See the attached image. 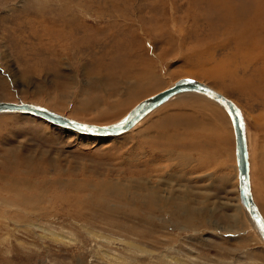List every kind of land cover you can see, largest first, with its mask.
<instances>
[{
    "label": "rangeland",
    "instance_id": "1",
    "mask_svg": "<svg viewBox=\"0 0 264 264\" xmlns=\"http://www.w3.org/2000/svg\"><path fill=\"white\" fill-rule=\"evenodd\" d=\"M254 4L264 16L259 0H0V101L107 126L194 79L241 111L264 205V88L244 73L264 68V40L238 37ZM191 96L111 138L0 115V264H264L237 190L230 115ZM140 187L164 200L137 207Z\"/></svg>",
    "mask_w": 264,
    "mask_h": 264
},
{
    "label": "water",
    "instance_id": "2",
    "mask_svg": "<svg viewBox=\"0 0 264 264\" xmlns=\"http://www.w3.org/2000/svg\"><path fill=\"white\" fill-rule=\"evenodd\" d=\"M187 91H196L215 101L221 103L229 112L235 130L236 151L239 168V190L240 196L244 199L245 205L252 215L256 226L264 235V219L260 214L257 205L254 202L249 186V169L246 148V138L244 133V125L239 108L230 99L222 94L212 90L208 85L201 84L192 79H181L173 87L162 91L141 103L135 112L128 115L122 121L108 126L86 125L69 119H65L56 114L50 113L37 106L26 103H12L0 101V113H24L28 115L38 116L50 123L62 127L65 130L75 131L81 134H87L96 137L117 136L133 128L140 120H142L153 109L165 103L171 97Z\"/></svg>",
    "mask_w": 264,
    "mask_h": 264
},
{
    "label": "bare ground",
    "instance_id": "3",
    "mask_svg": "<svg viewBox=\"0 0 264 264\" xmlns=\"http://www.w3.org/2000/svg\"><path fill=\"white\" fill-rule=\"evenodd\" d=\"M257 1V0H256ZM259 3H264V0H259ZM255 5L256 4H254V12H251V11H249L248 10V8H247V11H245V12H243L242 14H243V16L244 17H246V20H247V23L245 24V27L244 28H242V30H240L239 32H238V37H240V43L241 44H243V45H246V43H248L249 42V44H250V47H253V46H256V42H254V41H251V40H248L246 37H245V35L248 33V32H250V31H254V32H256V34H254V35H256V36H258L259 38H261L262 40H264V30L262 29V28H259V29H257V27L256 28H252V25L254 24V23H256V24H259V25H261V23L262 22H264V16L263 15H260L259 14V12H258V10L256 9V7H255ZM238 11V10H237ZM234 14H231L230 13V16L232 17V18H234V16H233ZM238 40V39H237ZM224 46V45H223ZM255 50H257V49H254V48H251V49H248L247 51H248V53H251L252 51L254 52ZM258 51H259V55H260V57H259V60H261V59H263L264 58V50H260V49H258ZM258 64H259V61H258ZM250 65H251V63H250ZM249 65V66H250ZM242 69V68H241ZM244 69H247V66L246 65H244ZM236 71V70H235ZM246 72V73H245ZM262 74H264V68H262V67H259L257 64L256 65H252V67H250V70H245L244 71V73L246 74V75H248L247 77L248 78H250L252 81H253V83H254V80H255V83L254 84H256V86L254 87V88H264V77H262V75H261V73ZM257 74H259V75H257ZM230 76V70L228 71V77ZM255 77H257V78H255ZM190 79V78H189ZM249 79V80H250ZM254 79V80H253ZM192 80H194V79H192ZM194 81H196V80H194ZM196 82H199V81H196ZM249 82V81H248ZM177 83V82H176ZM175 83V84H176ZM199 83H201V82H199ZM201 84H203V83H201ZM206 85V84H205ZM174 86V85H173ZM172 86V87H173ZM210 87V86H209ZM212 90H214L212 87H210ZM215 92H217L216 90H214ZM250 92H252V93H255V92H258V91H250ZM161 93V92H160ZM183 93H187V94H191L192 96L189 98L190 100L188 101L189 103H195V101H196V95H201V96H203V97H205L210 103H211V106H214L215 105V109H216V112H217V114H218V117H222V113L220 112V110L218 109L219 107L220 108H223L225 111L227 110L221 103H219V102H217V101H215L213 98H211V97H208V96H206V95H204V94H202V93H199V92H196V91H187V92H182V93H179V94H183ZM217 93H219V92H217ZM179 94H177V95H179ZM219 94H221V93H219ZM177 95H175V96H177ZM175 96H173V97H175ZM224 96V95H223ZM173 97H171L170 99H168V100H171ZM227 98V97H226ZM167 100V101H168ZM145 101V100H144ZM144 101H142V102H144ZM166 101V102H167ZM232 101V100H231ZM3 102H8V101H3ZM141 102V103H142ZM197 102V101H196ZM233 102V101H232ZM12 103H21V102H12ZM22 103H24V102H22ZM141 103L138 105V106H136V108H134L133 109V111L131 112V113H133V112H135V110L141 105ZM26 104H31V105H33V106H37V107H39L40 109H43V110H45V111H48V112H50V113H53V114H56V115H58V116H61V117H63V118H65V119H69V120H72V121H76V120H74V119H70V118H68V117H65V116H63V115H60V114H58V113H55V112H53V111H51V110H49L48 108H46V107H43V106H38V105H35V104H32V103H26ZM165 104V103H164ZM235 104V103H234ZM162 105V104H161ZM187 105V104H186ZM236 105V104H235ZM211 106H209V108H211ZM218 108H217V107ZM237 106V105H236ZM238 107V106H237ZM157 109V108H156ZM154 110V109H153ZM227 113H229L228 111H226ZM130 113V114H131ZM151 113V112H150ZM240 113H241V111H240ZM2 114H22V113H10V112H5V113H0V115H2ZM24 114V113H23ZM130 114H128V115H130ZM149 114V113H148ZM148 114L146 115V116H148ZM28 115V114H27ZM150 115V114H149ZM230 115V114H229ZM28 116H32V117H35V118H39V119H42V120H44V121H46V122H48V123H50L49 121H47V120H45V119H43V118H40V117H38V116H34V115H28ZM230 117V120H231V123H232V127H233V133H234V137H235V130H234V125H233V122H232V119H231V116H229ZM241 117H242V113H241ZM76 122H79V121H76ZM141 122V120L135 125L136 127H137V125L139 124ZM242 122H243V117H242ZM79 123H82V122H79ZM50 124H52V123H50ZM82 124H86V125H93V124H89V123H82ZM52 125H54V124H52ZM114 125V124H113ZM243 125H244V122H243ZM94 126H98V125H94ZM108 126V125H107ZM134 126V127H135ZM133 127V128H134ZM133 128H131L130 130H132ZM130 130H128V131H130ZM128 131H126V132H128ZM68 132H69V130H68ZM126 132H123V133H126ZM70 133H73V134H75V133H78V132H75V131H70ZM123 133H121V134H123ZM244 133H245V138H246V148H247V158H248V169H249V186H250V190H251V193H252V197H253V199H254V202H255V204L257 205V207H258V209H259V211H260V214L262 215V212H261V210H260V208L262 209V210H264V205L262 204V202L261 201H258L257 199H256V195H255V193L253 192V189H252V178H253V176H252V173H251V168H252V166H251V160H250V154H249V152H248V150H249V148H248V136H247V133H246V128H245V125H244ZM78 134H80V135H86V136H91V135H87V134H81V133H78ZM120 134V135H121ZM117 136H119V135H117ZM117 136H110V137H102V138H111V137H117ZM92 137H96V136H92ZM235 143H236V138H235ZM236 158H237V151H236ZM237 164H238V159H237ZM238 167V166H237ZM264 169V166H261L260 168H259V170H258V172H257V170H256V172H257V174H258V177L259 178H261L262 179V186H263V188L261 189V190H259L258 191V193L260 194V195H263L264 194V171H263V169ZM237 172H238V176H237V180H238V187H237V190H238V193H239V195H240V190H239V168H237ZM13 188L15 189V191H16V193H15V195H13V197H14V199H15V204H16V206H18V207H21L22 206V202H21V199H24V196H22V193L23 192H19L18 191V193H17V190H16V187L15 186H13ZM29 188V187H28ZM30 189V188H29ZM156 189V188H155ZM139 191H141V192H139ZM133 193H136V194H138L139 195V199H140V201H136L135 200V202L134 203H136V205H138L137 207H139V208H143L144 206H148L149 208H155V207H158L157 206V204L160 202L161 203V201H163L164 199H163V197L160 195V190L159 191H156V190H154V189H148V188H146V187H140L137 191H135V192H133ZM173 198V197H172ZM142 199V200H141ZM185 199H187V198H185ZM138 200V199H137ZM161 200V201H160ZM11 201H13V200H11ZM169 201V200H168ZM240 201H241V207L247 212V214H249L250 215V217H251V220H252V222H253V224L255 225V228H256V230L258 231V233H259V235H261V237H262V239L264 240V235L262 234V232L260 231V229L256 226V223L254 222V219L252 218V215L250 214V212L248 211V209H247V207H246V205H245V202H244V199H242V197H240ZM159 205V204H158ZM156 211V210H155ZM186 211V210H185ZM176 214H177V212H176ZM262 217H263V219H264V216L262 215Z\"/></svg>",
    "mask_w": 264,
    "mask_h": 264
}]
</instances>
